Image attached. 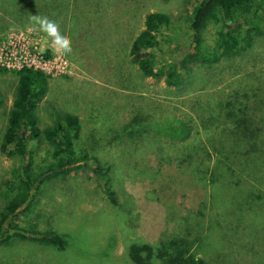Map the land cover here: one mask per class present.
Here are the masks:
<instances>
[{
    "label": "rangeland",
    "instance_id": "374dc122",
    "mask_svg": "<svg viewBox=\"0 0 264 264\" xmlns=\"http://www.w3.org/2000/svg\"><path fill=\"white\" fill-rule=\"evenodd\" d=\"M195 1L0 2V138L17 85L15 72L29 65L48 77L47 95L36 110L40 129L52 126L58 113L77 117L76 157L95 158L104 175L89 160L66 175L47 177L32 209L13 224L57 233L65 240L64 250L15 237L0 246V264H132L126 254L132 238L152 243L179 235L187 225L180 222L208 203V191L179 160L188 146L205 142L212 131L201 123L209 108L264 69V30L249 50L193 66L178 87L166 86L163 78L143 77L128 55L148 12L164 13L172 22L158 36L157 68L188 53L187 15ZM37 15L57 23L69 37L71 53L56 50L46 33L33 30ZM217 32L211 23L204 33L203 49L213 55ZM178 122L192 129L185 142L154 129ZM212 135L216 140L217 134ZM28 149L34 172H42L51 162L49 146L29 142ZM23 164L19 157L0 153V204L9 185L19 184ZM223 211L217 202L203 209L199 253L209 264H264V220L255 222L258 229L252 231L254 225L232 216L235 210L224 222Z\"/></svg>",
    "mask_w": 264,
    "mask_h": 264
},
{
    "label": "trees",
    "instance_id": "16d2710c",
    "mask_svg": "<svg viewBox=\"0 0 264 264\" xmlns=\"http://www.w3.org/2000/svg\"><path fill=\"white\" fill-rule=\"evenodd\" d=\"M3 1L11 4L12 1L23 2H0ZM187 22L191 50L165 67L157 68L154 50L159 46L158 36L163 29H171L172 22L161 12L144 15L143 28L131 41L128 52L132 65L143 77L163 78L166 86L178 87L182 76L190 74L193 66L204 65L208 60L216 63L223 57L249 50L264 30L260 27V23H264V0H197L189 9ZM211 23L218 28L219 42L215 55L203 49L204 33ZM15 75L17 85L7 110L0 153L8 158L19 157L24 164L19 184L9 185L2 194L0 246L16 237L61 251L65 248L62 236L50 231H25L13 221L32 209L47 177L66 175L84 163L87 165L89 160L94 162L99 175H103L102 167L95 158L76 157L74 141L80 133L77 117L58 113L52 126L40 129L36 110L47 95L48 77L41 71L26 67ZM236 87L217 107L209 108L206 119L201 121L203 129L212 130L206 141L189 144L184 158L179 160L181 164L188 165L196 182L208 191V203L202 202L196 214H189L180 222L186 221L187 225L179 235L152 243L132 238L126 248L127 258L132 264H209L206 256L199 253L204 242L203 209L206 210L209 202L211 205L217 202L223 207L221 215L224 222L230 220L233 210L232 216L245 223L254 225L257 222V225L264 220V69L252 72ZM154 129L182 142L187 141L192 132L191 127L182 122L159 125ZM212 132L217 134L216 140ZM29 142H43L49 146L51 162L42 172L33 170ZM255 225L252 231H257L258 226ZM207 230L210 231L209 228Z\"/></svg>",
    "mask_w": 264,
    "mask_h": 264
},
{
    "label": "clouds",
    "instance_id": "9594fccd",
    "mask_svg": "<svg viewBox=\"0 0 264 264\" xmlns=\"http://www.w3.org/2000/svg\"><path fill=\"white\" fill-rule=\"evenodd\" d=\"M33 30H38L47 34L51 38V43L56 47V50L62 51L64 54H69L72 51L69 37L61 32L59 26L54 20H50L47 16L32 17Z\"/></svg>",
    "mask_w": 264,
    "mask_h": 264
},
{
    "label": "built area",
    "instance_id": "2783aa9c",
    "mask_svg": "<svg viewBox=\"0 0 264 264\" xmlns=\"http://www.w3.org/2000/svg\"><path fill=\"white\" fill-rule=\"evenodd\" d=\"M24 67L35 69V68H33V67L29 66V65H23V66H21L20 68H18L17 71L21 70V69L24 68ZM35 70H37V69H35ZM37 71H38V70H37Z\"/></svg>",
    "mask_w": 264,
    "mask_h": 264
}]
</instances>
